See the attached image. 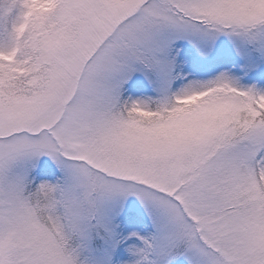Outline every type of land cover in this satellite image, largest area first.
I'll list each match as a JSON object with an SVG mask.
<instances>
[{
  "label": "snow or ice",
  "instance_id": "6c2138e0",
  "mask_svg": "<svg viewBox=\"0 0 264 264\" xmlns=\"http://www.w3.org/2000/svg\"><path fill=\"white\" fill-rule=\"evenodd\" d=\"M0 264H264V0H0Z\"/></svg>",
  "mask_w": 264,
  "mask_h": 264
}]
</instances>
